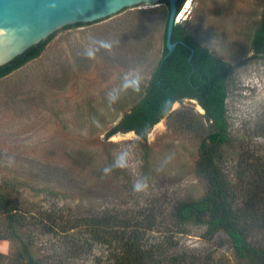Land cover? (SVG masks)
<instances>
[{
    "label": "rangeland",
    "instance_id": "1",
    "mask_svg": "<svg viewBox=\"0 0 264 264\" xmlns=\"http://www.w3.org/2000/svg\"><path fill=\"white\" fill-rule=\"evenodd\" d=\"M263 8L264 0H187L177 22L229 68L228 143L220 153L233 184L238 166L264 151V56L252 49ZM167 13H134L104 30L61 36L0 79V230L7 223L1 209L25 213L23 237L42 264H94V256H106L89 241L91 250L74 255L69 246L88 235L74 231L72 242L65 233L82 215L102 212L151 220V236H172L177 250L240 264L223 234L206 236L204 227H179L173 218L176 204L206 193L198 162L210 126L198 104L174 103L145 139L106 137L145 94L163 53ZM89 49H98L92 59L84 55ZM20 248L0 239V255L10 256L0 264H18Z\"/></svg>",
    "mask_w": 264,
    "mask_h": 264
},
{
    "label": "trees",
    "instance_id": "2",
    "mask_svg": "<svg viewBox=\"0 0 264 264\" xmlns=\"http://www.w3.org/2000/svg\"><path fill=\"white\" fill-rule=\"evenodd\" d=\"M161 3L167 5L166 2ZM185 3L186 0H178V13ZM167 20L168 13L164 41ZM51 37L0 67V79L38 58ZM171 42H177L175 48L167 54L164 42L161 59L141 101L123 116L106 137L132 131L145 139L149 130L175 102L197 99L210 126L207 137L200 144L198 162V172L205 181L206 193L198 200L176 204L172 211L175 224L179 227L188 224L204 227L206 236L221 233L227 238L240 264H264V151L261 159L238 166L234 184L229 180L224 173L220 153V148L228 143L225 102L229 68L199 46L182 24L173 27ZM189 47L194 50L190 60ZM252 49L255 54L264 56V11L253 36ZM261 136L264 140V133ZM237 196L240 202H236ZM1 213L7 223L6 230H0V239H12L21 245L17 263L42 264L23 237V230L30 225L26 214L10 208L1 209ZM78 221V225L65 233L72 242L75 234L70 233L74 231L83 232L88 237L84 241L73 242L69 249L74 255H82L84 252L80 250H91L88 241L97 243L106 249L107 255L94 256V264H223L191 250H177L172 236H151V220L137 222L128 219V215L102 212L82 215ZM9 258L0 255V260Z\"/></svg>",
    "mask_w": 264,
    "mask_h": 264
},
{
    "label": "water",
    "instance_id": "3",
    "mask_svg": "<svg viewBox=\"0 0 264 264\" xmlns=\"http://www.w3.org/2000/svg\"><path fill=\"white\" fill-rule=\"evenodd\" d=\"M161 2H166L167 5ZM177 2L178 0H0V67L9 64L51 35L46 47L57 38L77 30H104L134 13L145 12L168 11L165 49L170 54L177 43L171 42L172 30L180 14L177 12ZM189 50L188 60L194 52L190 47Z\"/></svg>",
    "mask_w": 264,
    "mask_h": 264
},
{
    "label": "clouds",
    "instance_id": "4",
    "mask_svg": "<svg viewBox=\"0 0 264 264\" xmlns=\"http://www.w3.org/2000/svg\"><path fill=\"white\" fill-rule=\"evenodd\" d=\"M94 44H98L99 48H103L105 50H111L112 45L107 42V41H93ZM98 49H89L87 50L84 55L89 58L92 59L95 57V51H97ZM111 99H115V97H110ZM137 188H139V185L136 186Z\"/></svg>",
    "mask_w": 264,
    "mask_h": 264
},
{
    "label": "flooded vegetation",
    "instance_id": "5",
    "mask_svg": "<svg viewBox=\"0 0 264 264\" xmlns=\"http://www.w3.org/2000/svg\"><path fill=\"white\" fill-rule=\"evenodd\" d=\"M263 11H264V8H263ZM262 16V15H261ZM261 20V19H260ZM258 26H259V24H258ZM184 100H190V101H193V102H195L196 104H198L199 106H200V103L198 102V100L197 99H184ZM176 103V102H175ZM177 103H179V102H177ZM201 107V106H200ZM201 109L204 111V109L201 107ZM204 115H205V112H204ZM129 132H132V131H129Z\"/></svg>",
    "mask_w": 264,
    "mask_h": 264
},
{
    "label": "bare ground",
    "instance_id": "6",
    "mask_svg": "<svg viewBox=\"0 0 264 264\" xmlns=\"http://www.w3.org/2000/svg\"><path fill=\"white\" fill-rule=\"evenodd\" d=\"M189 6H190V5H189V2H188V3L186 4V6L184 7L183 13L187 12L186 9H188ZM181 18H182V15H180V16L178 17V21H179ZM178 21H177V22H178Z\"/></svg>",
    "mask_w": 264,
    "mask_h": 264
}]
</instances>
